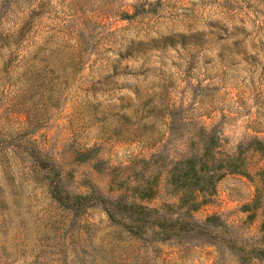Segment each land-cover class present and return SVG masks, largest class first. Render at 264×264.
I'll list each match as a JSON object with an SVG mask.
<instances>
[{"label":"rangeland","instance_id":"rangeland-1","mask_svg":"<svg viewBox=\"0 0 264 264\" xmlns=\"http://www.w3.org/2000/svg\"><path fill=\"white\" fill-rule=\"evenodd\" d=\"M200 124L222 154L241 145L244 171L192 216L218 214L243 246L156 240L155 225L139 237L111 219L101 197L178 211L166 167L153 175ZM252 137L264 140V0H0V264H264ZM164 141L157 162L136 160ZM136 185L154 193L134 198ZM79 193L91 197L76 210L59 199Z\"/></svg>","mask_w":264,"mask_h":264},{"label":"trees","instance_id":"trees-1","mask_svg":"<svg viewBox=\"0 0 264 264\" xmlns=\"http://www.w3.org/2000/svg\"><path fill=\"white\" fill-rule=\"evenodd\" d=\"M173 123H175L173 120L169 122V129L171 128L172 132L179 129V125L175 127ZM180 137L185 141L186 151L174 160L169 158L167 162H161L156 174L153 175V178H157L161 166L166 167V182L169 192L177 196L175 208L178 211H175L171 217L160 215L156 211L158 208L148 207L137 200H129L126 195L120 194L110 198L101 197L108 216L113 220L120 221L126 230L139 237L146 236V227L155 225L159 228L153 232V239L156 240L170 237L180 241L192 240L204 235L231 246H243L242 243L237 242L233 231L227 233V236L217 232L218 228H225L224 231L229 228L228 224L220 221L218 214H210L204 219H197L192 216V210L197 208L203 200L197 198L199 195L212 194L216 190L218 180L226 173L244 171L241 145L238 146L239 150L232 154H222L217 148L219 137L214 127L207 128L203 124L187 129L186 132L183 131ZM253 143L255 144L251 146ZM166 145V141L161 142L160 148L152 152L150 157H141L136 160L141 161L146 166L155 163L165 153ZM246 146L262 150L264 140L252 137L246 142ZM134 173L136 174L137 171ZM146 182H150V180L148 179ZM153 187L145 185L141 188V186L136 185L133 191L136 192L135 195L137 196L134 198L151 196L154 193ZM76 195V198L60 196L59 199L65 206H71L76 210L79 205L82 206L87 202L88 199L86 198L91 197V194L87 193ZM92 197L100 196L98 193H93ZM83 200L86 201L83 202ZM258 251H264V246L259 247Z\"/></svg>","mask_w":264,"mask_h":264}]
</instances>
